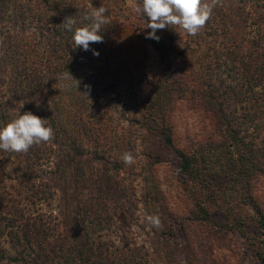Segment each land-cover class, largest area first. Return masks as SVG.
I'll list each match as a JSON object with an SVG mask.
<instances>
[{"label": "rangeland", "instance_id": "374dc122", "mask_svg": "<svg viewBox=\"0 0 264 264\" xmlns=\"http://www.w3.org/2000/svg\"><path fill=\"white\" fill-rule=\"evenodd\" d=\"M64 1L87 5L92 11L101 6L107 9L110 23L102 26L101 33L108 40L100 60L106 89L99 87L97 95L82 83L77 89L75 80H65L43 89L40 96L44 101L37 102L38 109L36 104L22 101L9 110L14 118L26 111L41 118L52 112L58 123L53 128L46 119L54 138L39 145L47 148L48 155L53 153L50 162L27 168L23 155H0V187L11 193L13 201H20L17 208L22 216H16L19 228L14 231L18 233L30 223L51 232L72 227L73 208L81 200L71 201L74 198L70 192L90 178L93 186L86 196L91 192L92 196L100 195L99 200L88 201L99 209L94 218L105 221L91 237L103 244V250L109 248L115 253L122 264H260L257 253L264 254V228L256 209L247 201L251 197L264 215V132L259 136L250 133L244 141L251 142V146H242L237 152L213 113L201 103L199 94L203 81L208 79L202 71L213 62L214 55L208 40L199 33L192 36L179 30L193 49L188 62L203 74L185 77L187 58L178 61L175 88L169 87L172 90L167 93L165 105L157 108L154 100L164 84V65L150 44L151 38H146L151 31L146 28L147 17L133 10L142 0ZM39 3L42 0H31L29 4L39 9ZM37 25V19L30 18L25 24L27 32L16 33L37 46L36 36L30 37ZM85 91H89L88 97ZM150 123L155 131L149 128ZM163 126L171 127L174 148L167 147L156 134ZM72 139L86 150L81 161L84 173L73 168L71 174L61 177L56 174L58 147L65 150L66 142ZM124 152L133 154L131 165L123 163ZM178 152L204 155L211 182L202 186L182 177ZM233 152L250 159L253 165L248 187H241L237 174L226 164L231 162ZM96 154L103 159L91 162ZM224 159L225 163L218 165ZM203 210H208L205 214L210 220ZM149 215L159 217L160 227L148 223ZM1 220L0 245L12 258L21 248L12 246L6 236L9 228ZM25 259L30 261L29 257Z\"/></svg>", "mask_w": 264, "mask_h": 264}, {"label": "trees", "instance_id": "16d2710c", "mask_svg": "<svg viewBox=\"0 0 264 264\" xmlns=\"http://www.w3.org/2000/svg\"><path fill=\"white\" fill-rule=\"evenodd\" d=\"M30 1L0 0V99L4 100L0 103V125L3 127L15 119L9 113L14 104L25 101L36 104L35 108L38 109L37 102L44 101L40 96L44 88H51L62 81L71 80L63 79L62 74L70 72L79 83H82V87L90 86L91 92L97 95L99 87L106 89L102 84L103 68L100 60L107 45V35L100 33L104 37V42L90 45L91 49L100 53L99 57H95L91 51L75 48L73 32L67 31L62 25L66 17H71L76 21L73 31L75 27H83L89 23L83 17L92 10L87 5L81 6L64 0H42V3L38 4L41 10L33 7L32 9ZM263 10L264 0H218L210 19L198 34L208 40L209 50L214 54V63L210 62L202 71H206L208 79L203 81V88L199 94L201 103L213 113L224 133L228 134V139L235 143L237 152L242 150V146L248 148L251 146V142L244 141L250 133L255 132L256 136H259L264 132ZM30 18L37 19L35 33H31L30 36H36L37 46L32 45L31 41L21 39L20 32L16 33L27 32L25 24ZM147 23H149L148 19ZM19 24L21 27L17 30ZM180 29L171 25L163 30H157L158 41L150 39V44L159 54L164 65V84L159 88L158 96L154 100L157 108L165 105L167 93L175 88V76L180 72L178 61L182 59L185 61L187 58L188 62V57L192 56L189 55L193 51L191 42H184L179 33ZM185 69H187L185 77L193 78L195 75L198 76L197 73L203 74L193 63L186 65ZM41 116L42 119L49 120L53 128L57 127V119L52 112L47 116ZM149 128L152 131L156 130L151 123ZM156 134L167 147H175L171 127L163 126ZM66 145L65 150L64 147H58L60 152L65 153L56 154L59 160L56 164V174L61 177L67 176L72 173L73 168H76L74 170L76 172L84 173V168L81 167L86 152L84 146L76 139L70 140L69 144L66 142ZM39 147V145L33 146L27 153L10 154L0 150V155L13 154L17 158L23 155L25 167H39L44 161L50 162L53 154L48 155L47 148ZM232 154L231 162L226 164L237 174L241 187L244 185L248 187L253 165L250 159L236 156L235 152ZM178 155L180 157L178 172L182 177L202 186L211 182L206 175L205 169L208 166L205 162H208V159L204 155L185 152H178ZM102 159L96 154L92 156L91 162H100ZM225 161L224 159L218 165L222 166ZM91 182L92 179H86L82 187H76L70 192L74 198L71 201H81H78V205L73 208V226L70 225L60 232L53 230L51 232L44 228L39 230L32 223L21 228L19 234L14 231L19 228L16 216H22L17 208L20 201H13L14 197L11 193L0 187V220L2 219L1 221L9 228L6 236L12 246L21 248L18 255L9 258L6 249L0 245V264H122L115 253H111L109 248L103 250V244L97 243L91 237V233L105 222L94 218L99 209L93 202L88 201L99 200L100 195L95 197L91 192L90 196H86L92 185ZM63 191L66 193L68 189ZM247 202L256 209L260 217L259 224L264 228V215L251 197ZM203 212L204 217L210 220L208 210ZM236 222L243 224L239 219ZM257 255L260 264H264V254L258 252ZM26 257H29L30 261L26 262Z\"/></svg>", "mask_w": 264, "mask_h": 264}, {"label": "clouds", "instance_id": "9594fccd", "mask_svg": "<svg viewBox=\"0 0 264 264\" xmlns=\"http://www.w3.org/2000/svg\"><path fill=\"white\" fill-rule=\"evenodd\" d=\"M217 3L218 0H211V2L208 0H142V4H135L133 10L137 15L146 16L149 21L146 28L151 31L147 33L146 38L158 41L157 30H163L170 25L179 26L187 34L196 36L210 19ZM106 12L107 9L103 6L94 8L91 13L83 17L89 23L83 27H75L74 31L76 21L71 17L65 18L62 25L67 31L73 32L75 48L91 51L93 56L99 57L100 53L91 49L90 45L104 42V37L100 34L101 28L110 23ZM62 78L75 80V86L78 89L79 81L70 72L62 74ZM85 87L90 89V86ZM145 90L147 91V88ZM83 93L89 96V91ZM53 138L54 130L46 126V119L26 111L22 115L19 113L17 118L0 128V150L27 153L33 146L49 142ZM121 159L125 165H131L134 162L131 152H124ZM146 219L154 227H160L159 217L149 215Z\"/></svg>", "mask_w": 264, "mask_h": 264}]
</instances>
